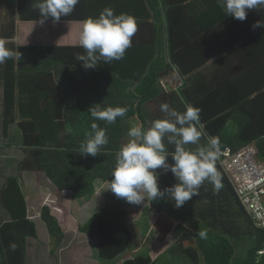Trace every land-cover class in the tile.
I'll list each match as a JSON object with an SVG mask.
<instances>
[{
    "label": "trees",
    "instance_id": "trees-1",
    "mask_svg": "<svg viewBox=\"0 0 264 264\" xmlns=\"http://www.w3.org/2000/svg\"><path fill=\"white\" fill-rule=\"evenodd\" d=\"M0 6H15V2H0ZM145 13L141 18L147 19L149 38L133 41L122 60L101 61L95 68L85 69L83 62L75 58L76 53L84 52L82 47H44L41 51L36 47H22L18 59L14 55L0 64L5 91L2 117L6 129L15 123L19 128V149L28 152L23 170L45 172L60 191H70L75 200L94 197L97 181L110 186L116 154L130 123L138 121L147 126L150 121L163 117L160 108L161 114L156 117L147 111L146 106L156 100L170 101V105L181 112L186 104L200 108L206 132L220 138L222 150L231 148L236 152L254 144L258 157L264 159V51L261 54L255 49L259 36L253 33L252 26L243 22L242 31L244 34L250 31L251 37L241 49H233L243 37L229 31L237 20L232 17L230 22L216 0H194L189 5L147 0ZM255 13L263 20L264 11ZM23 16L24 21L33 20L32 16L27 17V12ZM209 33L218 41L224 39L226 45L206 48L200 40L209 38ZM190 49L201 52L199 64L209 62L203 57L209 51L210 56L215 57L230 51L222 57L226 61V71H218V74L224 73L223 81L221 78L217 79H221L220 82L207 81L203 77L204 81H198L191 93L185 89L191 86L186 81L182 90L163 96L161 74L167 71V65L171 68L180 64L186 53L192 55ZM25 51H28L26 56L23 55ZM234 58L242 62L241 70L236 73L240 77H224L232 72L230 66ZM258 58H262L260 66H257ZM73 70H79L82 76L89 75L87 80L82 79L87 82L74 76ZM180 70L183 72L182 67ZM191 72L187 69L183 74ZM59 92L65 100L46 98L48 94ZM219 99L223 103L212 110V104H218ZM97 105L101 108L127 107L128 112L125 117L117 118L115 124L108 125L91 117L88 110ZM92 123L106 128L109 138V143L95 157L80 153V145L92 131ZM167 147L174 151V146ZM168 163H172L171 157ZM216 166L223 185L218 194H214L211 184L205 183L199 195L180 208L167 197L149 200L152 212L170 214L178 222L172 233L176 242L168 250L172 256L166 257L167 262L161 259L163 256L156 259L148 252L117 263L130 248L133 232L129 225L130 212L124 207L130 203L114 193V204L99 209L86 222L80 223L79 231L94 242L95 257L111 264H169L178 255L188 258L192 264H264V228L256 225L240 201L219 160ZM156 171L160 174L161 190L177 183L170 171L166 174L162 168ZM12 182L16 183L14 190L25 207L20 180ZM7 204V208H12ZM13 216L16 220L19 218L21 224H30L26 213L14 211ZM42 219L54 237H63L49 208L43 209ZM198 231H206L207 239L198 238Z\"/></svg>",
    "mask_w": 264,
    "mask_h": 264
},
{
    "label": "crops",
    "instance_id": "crops-1",
    "mask_svg": "<svg viewBox=\"0 0 264 264\" xmlns=\"http://www.w3.org/2000/svg\"><path fill=\"white\" fill-rule=\"evenodd\" d=\"M8 1L11 0H0V2ZM13 1L15 2V6H0V38H7L8 44L6 46L14 52H20V48L22 47L40 48L38 51H41L44 47H81L79 45V36L82 25L79 22L88 17H98L106 7L114 9L116 15L127 13L137 19L138 31L132 38L133 41H145L149 38L150 28L146 25L147 19L145 21L141 18L146 14L147 0H80L72 14L67 17H61L58 22L49 18L42 26L39 23H34V21H39L42 18L36 7L40 0ZM193 1L194 0H168V2L172 4L182 2L185 5H189ZM24 12H27V17L29 15L32 16L33 20L24 21L22 19V17H24ZM255 12L257 11H250L247 19L244 20L251 26L258 20H261L258 13ZM227 19L230 20V22L233 20L230 16ZM244 21L237 20L236 24L233 23L229 28L231 33L235 32L236 35H241L243 37L242 40H239V42L235 44L233 49H241V46H245V43L251 37L250 31L245 34L244 31H242V28L245 26V24L243 25ZM216 27L221 28L220 26ZM263 32L264 27L256 28L253 31V33L259 36L256 40L259 43L255 49L257 48L258 51H261V54L262 51H264ZM200 42H202L206 48L208 47V49L220 46L223 48L226 45L224 39L218 41L214 38L213 33H209V38L206 39L205 37V39L203 38ZM11 44L14 46L11 47ZM196 44L197 43L194 42V45ZM190 50H192L190 52L192 55L190 54V56H188L189 54L187 55L186 53L183 56L184 58L180 59V64H175L171 68H168L167 65V71H163L161 74L160 83L166 78H172L173 80L178 79L177 81L180 82V86L177 85V88L170 85L168 86L169 91L164 88L165 92L163 96H169L171 93L182 90L184 88V82L186 81L190 82L191 86L185 89L189 90L191 93V90L194 89L198 81H204L203 77L207 81L210 79L214 82H220L222 79L224 73L218 74V71H226V61L222 59V57L230 54V51H226L224 56L221 54L216 57L210 56L212 53L209 51L207 55L203 56L207 58L209 62L206 64H199L201 52H199V49L196 51L194 49ZM27 53L28 51H25L23 55L26 56ZM16 56L18 59L20 55ZM256 62L257 66H260L262 58L256 59ZM241 63L242 62L238 61L237 58H234L230 66L232 72L225 74L226 76L224 77L231 79L238 76L240 77V74L236 73L241 70ZM180 67L183 68V72L187 69L193 72H191L190 75H184ZM177 69L179 70V78L175 75ZM73 74L83 82L86 81L88 78L87 76H89H82V72L79 70H73ZM218 78L221 79L217 80ZM54 84H56L55 81ZM59 95L60 97L58 98ZM4 97V82L0 78V264H101V261L97 259L94 254V242L85 235L78 238L80 240L75 239L74 236L72 239L66 234V231L62 229L63 226L67 228L68 224L62 222L60 217L54 215L51 211V208L58 212L60 209L63 210L62 207L57 208L54 207L55 205L53 206V199L51 196H65L64 194H67L69 197H66L65 200L68 199L73 209H70L72 210V212H70L71 216L74 218L72 224L74 225V223H77L79 229L80 223L86 222L94 213L99 211L97 199L94 198V196L91 199L75 200L72 198L70 191H60L45 172L38 169L32 171L23 170L22 164L27 158L28 152L19 149L18 142L20 137L17 124L11 125L8 129L5 128L4 119L2 117L5 112ZM46 98L65 100L61 92H59V94H48ZM164 98L166 99V97ZM222 99H219L218 104H212V110H216L220 107V103H223ZM61 110V114L64 115V110ZM7 130L8 135L6 134ZM16 137L19 138L16 140ZM35 175H37V177L34 179L33 177H35ZM16 179L20 180L19 187L21 194L24 196V202H26L25 207L20 203V195L14 190L16 188V183L12 181ZM13 193L16 197L12 198V195H14ZM7 203L10 204L12 208H7L9 207H6ZM81 203H83L82 206ZM44 208H49L50 214L56 218L63 232V237H54L50 232L46 221L42 219ZM66 208L69 210V207L66 206ZM14 211L22 215L26 213L27 221H29L30 224L24 222L21 224L19 218L16 220L13 216ZM33 230H35V234H33ZM166 231L167 228L160 230L163 234L162 236H165ZM12 243L17 245L15 251H12L9 247ZM78 251L79 253L81 252L80 255L78 253L79 256L77 255Z\"/></svg>",
    "mask_w": 264,
    "mask_h": 264
},
{
    "label": "clouds",
    "instance_id": "clouds-1",
    "mask_svg": "<svg viewBox=\"0 0 264 264\" xmlns=\"http://www.w3.org/2000/svg\"><path fill=\"white\" fill-rule=\"evenodd\" d=\"M79 2L40 0L36 7L42 18L34 23L42 26L49 18L58 22L61 17L72 14ZM217 4L226 16L240 21L246 20L252 10L264 11V0H217ZM79 23L82 25L79 45L84 52L76 53L75 58L83 62L85 69H93L101 61L110 63L122 60L126 50L132 47V38L138 31V21L134 16L127 13L116 15L111 7L103 9L98 17H88ZM252 27L254 30L264 27V20H258ZM7 44V38H0V64L14 55H20L9 49ZM175 75L179 78L178 69ZM88 111L94 120L111 125L116 123L117 118L125 117L128 108H101L97 105ZM160 111L162 118L150 121L147 126L137 123L129 128V139L116 154L111 173V191L117 198L137 205L146 198L155 201L167 197L176 208L182 207L193 196H198L199 189L205 183L211 184L214 194H218L223 185L216 165L222 152L230 149L232 153H237L252 145L236 152L231 148L222 150L220 138L206 132L200 116L202 110L193 105L186 104L181 112L165 102L160 104ZM91 129L80 145V153L95 157L109 143V138L106 128H101L97 123H92ZM168 145L174 146V151H169ZM169 157L172 163H168ZM161 168L165 174L170 171L177 181L163 190L158 183L160 174L156 171ZM175 222L177 225L178 222ZM197 237L207 239V232L198 231ZM9 247L15 251L17 245L12 243Z\"/></svg>",
    "mask_w": 264,
    "mask_h": 264
},
{
    "label": "rangeland",
    "instance_id": "rangeland-1",
    "mask_svg": "<svg viewBox=\"0 0 264 264\" xmlns=\"http://www.w3.org/2000/svg\"><path fill=\"white\" fill-rule=\"evenodd\" d=\"M177 80L178 79L173 80L172 78H166L161 82V84L167 91H169L168 89L169 85L175 88H177V85L180 86V82ZM162 102L165 103L164 101H159V100L149 103L146 106L147 111L151 115H155L156 117V115L161 114L159 112V108H160V103ZM167 102L171 104L170 101H166V103ZM137 122L138 121L131 122L129 126L132 127L136 125ZM127 132L128 131L124 132L123 138L121 139L122 145L125 144L129 139V137L127 136ZM249 149L256 150L253 144ZM36 177L37 175H35V177L33 178L35 179ZM95 186H96V194L94 198H96L99 203L98 209H102L105 206L114 204L113 192L111 191L108 183H105V182L102 183L100 181H97L95 183ZM64 195L65 196H60V195L51 196L53 199V206L55 205L54 207L63 208V210L60 209L59 212L53 210V208H51L52 209L51 211L52 213H54V215H57L58 217H60L62 222L68 224L67 228H65L64 226L62 228L64 229V231H66V234L70 236L72 239L74 236L75 239L80 240L78 238L83 237V234L79 231L77 227L78 226L77 223H74V225L72 224L74 222L73 220L74 218L71 216V213H70L73 210L72 205L69 204L68 199L65 200V198L69 196L67 194H64ZM82 205L83 203H81V206ZM66 206L69 207V210H67ZM124 207L130 212L129 225L133 232V239H132L130 248L127 250L126 253L120 256L117 263H119L121 260L123 261L125 259L134 257L138 254L148 253V252H150L151 255H153V257L156 259L159 257L161 258L163 256L161 259H163L164 262H167L169 259H167L166 257L172 256L170 253L171 251H168V250L171 249V247H173L176 242L172 236V231L176 225V222H174L175 219L170 214H167V213L156 214L155 212H152L150 210L151 208L149 206V200L147 198L145 199L143 203L139 205L130 204L126 206L124 205ZM170 220L172 221L174 220L173 224L170 223ZM166 228H167V231L165 232V236H162L163 234L160 232V230H164ZM78 253L79 251L77 252V255ZM174 259L169 264H192L191 261L188 260V258L184 256L178 255L177 257H174ZM101 264H111V263L102 260Z\"/></svg>",
    "mask_w": 264,
    "mask_h": 264
},
{
    "label": "built area",
    "instance_id": "built-area-1",
    "mask_svg": "<svg viewBox=\"0 0 264 264\" xmlns=\"http://www.w3.org/2000/svg\"><path fill=\"white\" fill-rule=\"evenodd\" d=\"M220 163L237 196L258 227L264 228V159L253 149L222 152Z\"/></svg>",
    "mask_w": 264,
    "mask_h": 264
},
{
    "label": "water",
    "instance_id": "water-1",
    "mask_svg": "<svg viewBox=\"0 0 264 264\" xmlns=\"http://www.w3.org/2000/svg\"><path fill=\"white\" fill-rule=\"evenodd\" d=\"M174 221V220H173ZM173 221L172 220H170V223H172L173 224ZM175 222V221H174Z\"/></svg>",
    "mask_w": 264,
    "mask_h": 264
}]
</instances>
